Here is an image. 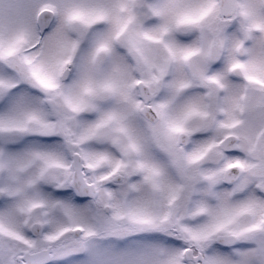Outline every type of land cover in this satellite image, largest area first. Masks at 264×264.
<instances>
[{
	"label": "snow or ice",
	"instance_id": "6c2138e0",
	"mask_svg": "<svg viewBox=\"0 0 264 264\" xmlns=\"http://www.w3.org/2000/svg\"><path fill=\"white\" fill-rule=\"evenodd\" d=\"M0 264H264V0H0Z\"/></svg>",
	"mask_w": 264,
	"mask_h": 264
}]
</instances>
